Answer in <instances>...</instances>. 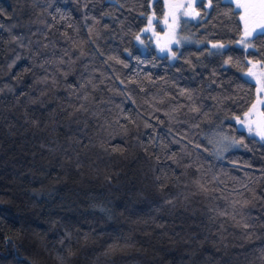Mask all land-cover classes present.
<instances>
[{"label":"trees","instance_id":"obj_1","mask_svg":"<svg viewBox=\"0 0 264 264\" xmlns=\"http://www.w3.org/2000/svg\"><path fill=\"white\" fill-rule=\"evenodd\" d=\"M149 2L0 0V264H264V141L234 120L264 31L199 2L171 62L135 43Z\"/></svg>","mask_w":264,"mask_h":264},{"label":"rangeland","instance_id":"obj_2","mask_svg":"<svg viewBox=\"0 0 264 264\" xmlns=\"http://www.w3.org/2000/svg\"><path fill=\"white\" fill-rule=\"evenodd\" d=\"M232 2L234 7L240 11V20L243 26L242 34L236 41V44L247 49L249 39L257 32L264 31V18L258 14V9H245L237 5L259 4L260 0H226ZM155 0H150V10L147 14L146 24L142 27L135 37V43L141 50H145L148 45L153 46L155 51L160 55H166L171 62L177 59L175 48L185 44H199L190 35H183L179 32L181 23L185 20H198L200 18L196 6L202 2L203 6L208 9L209 0H162L163 13L158 16L154 10ZM250 33V35H246ZM225 44L219 42L209 43L210 49L221 50L213 45ZM248 67L243 71V75L248 80L256 83V100L241 116L235 117L238 128L246 130L248 134L264 141L258 133L264 132V67L258 62L247 60ZM251 129V131H250ZM213 137L209 142L213 146V151L217 155L227 149L239 146V143L229 137L224 131L215 130Z\"/></svg>","mask_w":264,"mask_h":264},{"label":"snow or ice","instance_id":"obj_3","mask_svg":"<svg viewBox=\"0 0 264 264\" xmlns=\"http://www.w3.org/2000/svg\"><path fill=\"white\" fill-rule=\"evenodd\" d=\"M211 0H209V4L208 7H211ZM237 7H244L245 9H258V14L261 18H264V0H260L259 4H245V5H237ZM197 15H199V13H197ZM246 35H250V33H247ZM213 47L216 48H223L224 45L222 44H218V45H213ZM251 131V129H250ZM259 135H261V138L264 139V132H260L258 133Z\"/></svg>","mask_w":264,"mask_h":264}]
</instances>
